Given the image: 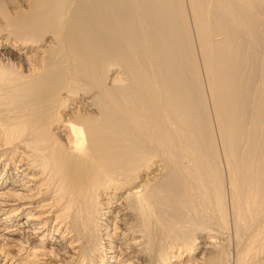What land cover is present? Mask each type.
I'll list each match as a JSON object with an SVG mask.
<instances>
[{
    "label": "bare ground",
    "instance_id": "bare-ground-1",
    "mask_svg": "<svg viewBox=\"0 0 264 264\" xmlns=\"http://www.w3.org/2000/svg\"><path fill=\"white\" fill-rule=\"evenodd\" d=\"M0 264H264V0H0Z\"/></svg>",
    "mask_w": 264,
    "mask_h": 264
}]
</instances>
